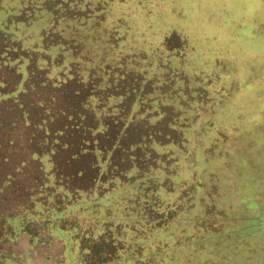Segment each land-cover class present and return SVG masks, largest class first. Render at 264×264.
Masks as SVG:
<instances>
[{
	"label": "rangeland",
	"instance_id": "1",
	"mask_svg": "<svg viewBox=\"0 0 264 264\" xmlns=\"http://www.w3.org/2000/svg\"><path fill=\"white\" fill-rule=\"evenodd\" d=\"M227 15L263 30L264 0H0V207L43 188L50 159L70 190L85 168L107 213L95 217L127 226L90 230L86 264H264L257 232L229 218L245 187L264 188V167L245 143L227 149L233 126H251L223 112L242 59Z\"/></svg>",
	"mask_w": 264,
	"mask_h": 264
},
{
	"label": "crops",
	"instance_id": "2",
	"mask_svg": "<svg viewBox=\"0 0 264 264\" xmlns=\"http://www.w3.org/2000/svg\"><path fill=\"white\" fill-rule=\"evenodd\" d=\"M194 14L196 17L200 15ZM227 17L231 19L233 27L240 31L241 36V46L232 53V56L239 54L242 59L241 63H233V59L229 62L232 67L240 65L236 69L239 71L238 75L231 80L226 76L225 90L220 91V93L223 91L220 95L222 102L228 104L226 111L223 112L227 113V118L233 120H251V123L248 122L250 127L233 126L230 129L227 149L245 143L250 149L258 151V154L253 155L257 158L254 165L264 167V29L256 31L250 19L246 20L250 26L243 29L242 19L229 15ZM200 19L199 17L198 20ZM193 22H197V19ZM252 144L255 145L254 148L250 147ZM240 165L247 173L243 174L245 180L242 178L239 183H247L249 186V182L254 180L252 174L248 172L251 164L245 162ZM260 188V193L255 195L246 192L248 187H245L244 194L230 211L229 218L241 221L242 226L238 229L241 233L256 231V242L262 244L264 248V238H258L260 234L264 235V188L263 186ZM57 220L54 222L49 219L35 220L15 238L1 241L0 254L11 256L9 264H86L85 256H80L71 234L60 227L61 217Z\"/></svg>",
	"mask_w": 264,
	"mask_h": 264
},
{
	"label": "trees",
	"instance_id": "3",
	"mask_svg": "<svg viewBox=\"0 0 264 264\" xmlns=\"http://www.w3.org/2000/svg\"><path fill=\"white\" fill-rule=\"evenodd\" d=\"M16 40H18V37L16 38ZM9 51L10 53H15L16 64L14 63V66L16 67V69H18L20 64H17V62L20 63L19 61L21 59V56H23L24 50L20 49L18 46H15L14 48L9 49ZM1 54L3 56L1 57L0 63L4 58V52ZM19 55L20 57H18ZM221 80L222 79L220 75L216 73H212V75L207 78L208 84L214 83V86L212 87L214 90L211 92L212 94L216 92L215 82H223V80ZM220 91L221 88H219V92H217V94H219ZM161 146L163 147V145ZM161 150L164 151L165 148H161ZM146 151L147 150H144V152ZM148 151L151 152L150 149ZM42 157L37 158L38 162L40 160V162L42 163V160L44 159V157L43 159ZM71 160L73 161V164L82 162L77 153L72 155ZM49 163L52 164V169L50 172V177L43 181V188L35 189L34 192L28 196L25 195V197L17 201L18 204L14 208L4 209L0 207V242L3 240L5 241L15 238V236L20 231H24L25 229H27V226H29V224H32L35 220L49 219L54 222V220H57V218L61 217L62 220H60V227L71 234V238L76 245L80 256H84L86 254V251L91 252L94 256L95 251L98 247L97 244H94L92 242L93 240L91 239V237H89L88 233H90V230L92 231V229L97 228L99 232H103L104 228L102 227L104 226L108 231L107 234H110L111 238L116 237L117 239L118 233L115 234L114 232H120L124 229L126 230L127 226L121 224V222L117 223L116 225L105 224L103 218H99L97 216L95 217V215L98 214L99 216H107V213L105 212V210L104 212L99 210V212L96 213V209L100 207L98 202L101 199V196L95 197L93 196L94 190L93 192H90L85 191L83 188V183L87 182V180L84 179L85 168H80L79 173L75 178V175L72 174V185L77 184V186L72 187V190H70L67 187V185L69 186V184L67 183L66 185L65 180H62L60 176H57L62 175V173L58 172L56 163L53 164L50 159ZM134 167L137 168L136 166ZM40 168L43 171V166L40 165ZM49 179L51 180V183H49ZM77 182H80L82 186ZM98 191L99 189L96 188L95 192ZM84 193L89 195L87 201H84L82 198H80V195ZM26 197L27 199H29V201L26 199ZM89 198H91V201L89 200ZM24 199L25 201L23 202L22 200ZM88 203H92L94 205L96 204L97 206L94 207L93 205ZM100 208H104V206ZM56 222L58 223V220ZM90 223H94V226ZM128 231V234L131 235L129 238H134L136 236V231L133 230V226L130 225ZM100 235L103 236L102 233ZM111 257L112 254H110L108 258L104 257L101 264H114L116 261L114 260L113 262V259H111ZM9 260H12L11 256H3L0 254V264H9Z\"/></svg>",
	"mask_w": 264,
	"mask_h": 264
}]
</instances>
